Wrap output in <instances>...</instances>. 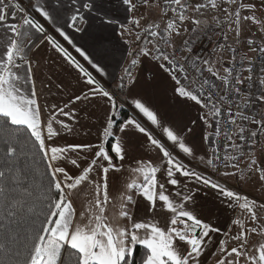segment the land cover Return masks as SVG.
I'll return each instance as SVG.
<instances>
[{
  "label": "snow or ice",
  "instance_id": "1",
  "mask_svg": "<svg viewBox=\"0 0 264 264\" xmlns=\"http://www.w3.org/2000/svg\"><path fill=\"white\" fill-rule=\"evenodd\" d=\"M119 3L132 14L126 16L127 23L109 15L103 0H70L66 17L60 11L64 8L61 0H55V6L53 0L30 4L32 11L21 0H0V264H202L213 234L222 237L213 253L215 264H264V216L259 214L264 212V201L242 195L186 162L203 164L225 178L247 180L258 174L264 187V165L255 152L258 137L264 135V112L257 114L258 119L246 113L250 107L264 104V40L259 46L248 40L250 51L260 54L259 77L253 60L248 59L249 66L244 68L246 54L237 61V50L230 45L219 48L232 52L231 66H223L220 58L198 56L193 49L213 24L221 27L227 23L239 42L243 22L251 21L264 32V19L257 18L255 3L245 0ZM140 7L149 15H137ZM155 9L158 12L150 19ZM37 14L56 25L55 32L70 45L73 41L65 27L81 31L79 25L88 23L89 17L103 26H119L121 36L127 34L129 59L118 81L113 83L110 78L106 85L97 80L48 32ZM182 34L188 38L178 46L176 38ZM223 36L227 41V33ZM37 40L46 42L85 78L87 92L63 107L40 105L34 61L29 55L39 48ZM75 51L100 76L108 75L86 49L75 47ZM145 58L170 79L178 101L198 107L197 120L204 128L202 142L209 151L201 154L189 141L191 126L176 127L143 97L131 95ZM209 78L219 84H210ZM245 84L247 93L242 88ZM254 87L258 94L252 92ZM125 89L128 95L118 103V93ZM94 97L107 103L97 141L58 144L62 133L73 131L59 117L75 120L70 106ZM125 103L154 131L135 115L122 118ZM130 130L142 134L143 147L150 155L126 164ZM243 146L250 150L244 152ZM237 152L240 158L247 157L244 167L233 154ZM110 174H118L115 183ZM180 177L214 189L229 208L241 210L243 219H231L226 230L205 222L190 207L194 193L182 185ZM141 198L146 202V214L137 216ZM253 236L259 239L253 241Z\"/></svg>",
  "mask_w": 264,
  "mask_h": 264
},
{
  "label": "crops",
  "instance_id": "2",
  "mask_svg": "<svg viewBox=\"0 0 264 264\" xmlns=\"http://www.w3.org/2000/svg\"><path fill=\"white\" fill-rule=\"evenodd\" d=\"M22 4H25L30 11H32L31 5L44 4L45 0H21ZM64 4L61 14L66 17L70 15L66 9L71 6L70 0H61ZM137 5L141 4V0H135ZM53 5L55 6V0H53ZM103 8L109 15L116 18L118 21H123L127 23L126 16L132 14L126 13L119 3V0H103ZM158 10V9H157ZM144 13L149 15L147 9L140 7L137 11V15ZM155 16L154 10L150 19ZM37 18L44 23L45 27L53 34V36L60 42L68 51L87 68L88 71L99 78L104 84H108L109 79L114 83L118 81L122 74L124 66L128 63V51L129 44L125 43V38L121 36L119 26H103L93 18L89 17L88 23L81 24L79 27L81 31H75L74 29L66 28L65 31L69 34L73 44H68L58 33L55 32L56 25L49 24L43 21L37 14ZM11 19V18H10ZM208 19H211L209 16ZM63 23V21H61ZM146 23V22H145ZM258 27L255 26L251 30L246 25H242V31L239 38H244L243 35H254ZM223 33H227L228 39L225 41ZM212 34L215 40L222 39L224 43H214L210 53L205 57L211 56L213 60L217 58L221 59L223 66H229V61L231 60L232 53L230 50H223L219 48V45L226 44L230 45L232 48L238 50L234 41L236 39L235 32L228 30L227 23L223 24L221 27L213 24L211 29L207 31L205 35ZM186 34H182L180 37L176 38V44L182 46L185 39H187ZM243 40V39H241ZM240 40V41H241ZM234 41V42H233ZM36 43L40 44L39 48H34L29 55L34 61L33 71L35 73L36 89L39 93V103L42 107H51L53 104L63 107L70 99H73L76 95H82L88 91V85L84 83V79L74 68H72L54 49H52L46 42L40 43L37 40ZM81 47L86 49L94 59L99 60L106 68L107 76H100L96 73L94 69L83 60L82 57L75 51V47ZM133 47L135 45H132ZM195 49V44L193 45ZM241 55L249 54L251 58L252 51H250L248 46H242L239 50ZM222 71V69H221ZM137 80L135 85L131 89V95H137L143 97L144 100L150 104L154 109H156L163 118L174 124L176 127L183 129L185 125L191 126L193 128L192 133L189 135V141L194 143L198 147V151L203 154L209 151V146L202 142V136L204 135V128L197 120L200 114L197 106L191 105L189 102L178 101L172 92V82L162 73L157 65L145 58L142 63V67L136 72ZM209 74L205 73L207 78ZM243 76L246 77V74ZM211 82L219 84V81H215V78H209ZM126 82V81H125ZM59 85V87H58ZM244 90V85L242 86ZM119 100L123 102L128 95V90L125 89L118 93ZM126 104V103H125ZM127 105V104H126ZM129 106V105H127ZM71 108L75 110L76 116L75 120H69L67 117H59L66 123L70 124L73 131L71 133L64 132L61 137L56 141L58 144H69V143H87L97 141L96 133L104 120L105 114L107 112V103L104 98L94 97L89 100H81L76 102L75 105H71ZM130 107V106H129ZM131 108V107H130ZM132 109V108H131ZM134 112L135 110L132 109ZM260 113L264 112V104H260ZM136 113V112H135ZM141 121L150 130L153 127L146 121L145 118L136 113ZM127 117L129 116L126 112ZM196 120L195 126L192 125V121ZM127 139V152L128 156L125 161L126 164L132 162L135 158L144 157L147 158L150 154L145 151L143 147L145 138L142 134H138L134 131H129L126 134ZM238 143V137H235ZM231 152L232 150L229 149ZM255 152L261 165H264V135L258 137V144L255 148ZM234 154V153H233ZM152 156L155 153H151ZM196 166H204L198 162L188 161ZM247 163V157L241 167ZM231 170V169H230ZM118 174H110V178L113 179ZM163 180L164 177L161 176ZM182 180V185L186 184L189 188L193 190L194 200L191 202L190 207L195 208L199 217L205 222H209L214 226H217L223 230H226L230 224L231 219L241 218L243 215L241 210L237 207L235 210L229 208L227 203L223 198L214 190L209 187H205L202 184H196L193 181L186 180L180 177ZM222 181L227 184L229 188L234 189L240 194H246L249 198H255L257 201H264V187H262V182L257 175L251 176L247 180H241L239 176L236 177H222ZM171 189V186H168ZM146 202L141 198L140 203L137 205L135 212L137 216H142L146 214ZM79 210V205H77ZM264 216V212L259 213ZM162 219V217H161ZM248 226H251L249 223ZM237 231V229H234ZM215 243H211L205 252L210 256L212 253L216 252L218 241L221 237L220 234H213ZM255 239L258 237L253 236Z\"/></svg>",
  "mask_w": 264,
  "mask_h": 264
},
{
  "label": "built area",
  "instance_id": "3",
  "mask_svg": "<svg viewBox=\"0 0 264 264\" xmlns=\"http://www.w3.org/2000/svg\"><path fill=\"white\" fill-rule=\"evenodd\" d=\"M22 6L27 7L25 4H22ZM48 32L50 34H52L49 30H48ZM253 40L255 41V44L257 46L261 45V42L260 41L255 40V39H253ZM241 41H245L246 45H248V40H241ZM217 42L218 43H224V42H222V41H220L218 39L215 40V37L213 35H208L206 37H201L195 43L194 53L196 55H198V56L206 57L210 53L212 47L214 46V43H217ZM252 53H253V56H252L251 59L253 60V63H254V73H255V76L256 77H259V75H260V69H261V66H262L261 59H260V54L258 52H252ZM241 57H242L241 53L237 50V52H236V60L237 61H240ZM229 66H231V65H229ZM248 66H249L248 65V60L245 59L244 62H243V67L244 68H247ZM237 67L239 68L240 65L238 64ZM244 74H246V76H247L248 75V72L247 71H244L242 73V75H244ZM96 79L99 80L101 83H103L99 78L96 77ZM209 83L211 84L212 82L209 80ZM257 85H258V80H257ZM244 91L246 93L248 92V85L247 84L244 85ZM252 92L255 93V94H258V87H254L252 89ZM118 103H121V101L118 100ZM236 103H240V101H236ZM236 103L233 104V111H236ZM259 109H260V104H257L255 106L250 107L249 109H247L246 110V113H250L252 115H257L258 113H260ZM123 110L125 112H127V114L129 116L135 115V116L138 117V115L129 106H127L126 104H125ZM258 118H259V116L257 115V119ZM138 119H140V118L138 117ZM241 123H243L245 127H255V126H252V125L247 124V122H241ZM221 143H223V141H221ZM238 143H240L239 139H238ZM242 150L244 152H248L250 149L247 146H243ZM221 155H223V149L221 151ZM234 155H237V157L240 159V165H242L245 157L240 158L238 152L237 153H234ZM186 162L189 163L190 166L191 165H194V164H192V163H190L188 161H186ZM194 166L196 167V170L197 171H200L201 172V174H203V175H209L210 174L211 177L214 180H218L219 182L224 183L222 181V177L221 176H217L215 173L210 172V170L207 169L205 166H196V165H194Z\"/></svg>",
  "mask_w": 264,
  "mask_h": 264
},
{
  "label": "rangeland",
  "instance_id": "4",
  "mask_svg": "<svg viewBox=\"0 0 264 264\" xmlns=\"http://www.w3.org/2000/svg\"><path fill=\"white\" fill-rule=\"evenodd\" d=\"M245 2H252V3H255V5H256V16H257V18L258 19H264V0H245ZM156 12H158V10L157 9H155L154 10V14L156 13ZM244 14H250V13H244ZM220 19L221 20H223L224 19V17L221 15V17H220ZM242 25H246L248 28H250L251 30L254 28V30H255V26H257L258 27V25H256V24H253L251 21H246V22H243V24ZM257 30V32H256V36H254V35H248V31L246 32L247 34H245V35H243V37L244 38H239V42H235V45H236V47L238 48V51L239 50H241V47L242 46H245L246 45V43H245V41H240L241 39H243V40H253V39H255V40H258V41H260V42H262V40H264V32H261L260 30H259V27L256 29ZM208 35H212V34H208ZM208 35H202L201 37H206V36H208ZM200 37V38H201ZM219 40V39H218ZM222 39H220V41H221ZM234 41H236V39L234 40ZM233 41V42H234ZM246 46H248V45H246ZM249 47V46H248ZM244 56V55H243ZM249 56V54L247 53L246 54V57L247 58H249L248 57ZM252 56H253V53L251 54V58H252ZM250 58V59H251ZM237 231H238V229H237ZM252 239H253V241H255V240H257V239H255V238H253L252 237ZM213 243H215V240L213 239ZM230 246H234V245H230ZM217 250V249H216ZM217 257H214L213 256V253H212V255L210 254V256L209 255H207L206 253L201 257V261H202V264H215V259H216Z\"/></svg>",
  "mask_w": 264,
  "mask_h": 264
},
{
  "label": "trees",
  "instance_id": "5",
  "mask_svg": "<svg viewBox=\"0 0 264 264\" xmlns=\"http://www.w3.org/2000/svg\"><path fill=\"white\" fill-rule=\"evenodd\" d=\"M127 115H126V112L122 109V118H126Z\"/></svg>",
  "mask_w": 264,
  "mask_h": 264
}]
</instances>
